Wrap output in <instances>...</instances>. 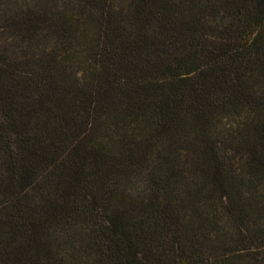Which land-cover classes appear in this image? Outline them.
<instances>
[{"label":"trees","instance_id":"trees-1","mask_svg":"<svg viewBox=\"0 0 264 264\" xmlns=\"http://www.w3.org/2000/svg\"><path fill=\"white\" fill-rule=\"evenodd\" d=\"M17 1L0 0V264H264L237 200L264 180V0ZM238 106L242 174L210 132ZM201 195L229 200L231 243L209 241Z\"/></svg>","mask_w":264,"mask_h":264},{"label":"rangeland","instance_id":"rangeland-1","mask_svg":"<svg viewBox=\"0 0 264 264\" xmlns=\"http://www.w3.org/2000/svg\"><path fill=\"white\" fill-rule=\"evenodd\" d=\"M17 0H12V7L15 8L18 4H15ZM18 3V1H17ZM211 21L214 19L209 18ZM0 26L3 24L2 15H0ZM2 32V31H1ZM218 39V37H217ZM219 38L216 42L220 41ZM80 69V67H78ZM255 122V117L248 109L238 106L232 107L231 109H219L216 111L215 119L213 125L211 126V133L215 140L218 142V156L220 159L225 160V162L229 161L230 168L234 169L236 172L244 173L245 166L244 161L246 159V147L241 143L244 140L250 141L253 135V124ZM242 136V137H241ZM242 139V142L240 140ZM179 153L183 159L190 158L192 155L191 150L189 149H180ZM145 174L141 173L138 175H133L129 177L127 180H124L122 184L119 186L121 190L125 192L124 197L131 198L136 193L143 192V188L146 185ZM196 182L201 183L200 177L196 176ZM264 180H256L253 182L252 187H248L243 184L240 188L239 195L237 200L240 201L241 204L244 205L245 213L247 215L253 216L254 218H258L259 224L263 225L259 230L264 231V212L255 211L257 203L262 202L261 193L264 189L263 187ZM123 188V189H122ZM229 203L228 199L220 200L215 197H210V199H205L204 195L198 196L195 199V205L201 212V217L203 218L201 222V226L205 229L207 236H209V241L214 242V235L216 234L214 231L218 229H223V233H226V236L220 239L223 243H231L234 236V221L232 220L227 213L226 206ZM264 204V202H263ZM97 214L101 217H105L107 219V213H104V209L98 207ZM262 212V213H261ZM216 221V224L213 225L209 222ZM201 220V219H200ZM259 227V226H258ZM60 238L65 236L64 229ZM72 231V230H71ZM74 234L71 233V241L74 243L75 249H80L83 247L86 242L87 236L82 229L73 230ZM215 243V242H214ZM213 244V243H211ZM254 247V245H251ZM258 252H260L258 250ZM245 254V253H244ZM243 255V254H241ZM244 256V255H243ZM79 260V257H78ZM246 260L243 259V262Z\"/></svg>","mask_w":264,"mask_h":264}]
</instances>
